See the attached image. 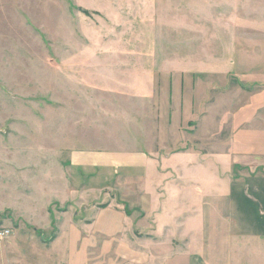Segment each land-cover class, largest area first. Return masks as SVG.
I'll return each instance as SVG.
<instances>
[{
  "label": "rangeland",
  "instance_id": "rangeland-1",
  "mask_svg": "<svg viewBox=\"0 0 264 264\" xmlns=\"http://www.w3.org/2000/svg\"><path fill=\"white\" fill-rule=\"evenodd\" d=\"M234 68L264 75V0H0V156L6 150L41 152L42 146L44 173L60 172L54 178L65 184L66 178L78 180L83 169H73L79 164L71 162L69 151L92 153L94 159L105 149L120 150L115 141L128 126L137 136L133 122L141 140L148 130L154 139L155 126L170 121L178 96L195 104L211 95V80H218L217 87L227 84ZM180 80L182 90L172 87ZM57 151L59 165L47 159ZM15 169L19 176L0 157V205L24 214L23 193L32 203L50 206L43 214L33 212L37 219L25 218L46 226L38 232L14 213L0 214V228L13 230L11 264H32L34 250L43 256L34 264H84L85 246L92 264H134L130 255L107 254L98 236H51L58 234L53 213L78 223L132 209L130 184H109L110 176L96 168L85 174L91 186L86 195L81 188L71 200L60 196L58 206L51 183L37 196L28 180L35 170L27 168L19 181L25 169Z\"/></svg>",
  "mask_w": 264,
  "mask_h": 264
},
{
  "label": "crops",
  "instance_id": "crops-1",
  "mask_svg": "<svg viewBox=\"0 0 264 264\" xmlns=\"http://www.w3.org/2000/svg\"><path fill=\"white\" fill-rule=\"evenodd\" d=\"M234 70L228 85L217 87L214 82L218 80H211V95L200 97L195 104L192 97L178 96L170 105V121L155 126L154 139L148 130L141 140L138 123L131 121L138 129L137 136L128 126V133L118 135L115 141L120 150L105 149L94 159L91 152L76 155L74 150L69 151L71 162L79 164L73 169H83L80 172L84 177L78 180L66 178L65 184L54 178L60 172L44 173L42 146L41 152L15 154L6 150L0 157L13 174L18 175L15 168L25 169L20 171L19 181L27 168L35 170L28 180L34 183L37 196L45 182L48 186L51 183L58 206L60 196L71 200L81 188L85 196L91 189L85 174L96 168L110 176V180L106 179L109 184L120 188L131 185L133 207L122 214L78 219L77 223L74 216L63 218L59 214L55 218L52 212L58 229L57 235H51L54 239L63 234L70 240L98 236L105 240L102 248L107 254L130 255L134 264H264V75ZM173 85L182 90L184 81ZM18 155L29 161L23 164L17 160ZM49 158L56 159L58 165L61 161L58 151ZM63 186L66 189L60 195ZM4 189L15 194L12 187ZM20 197L19 202L27 208L24 214L19 216L13 206L8 209V203L0 205V214L7 210L33 224L25 218L37 219L36 213L49 209L50 201L32 203L23 198V193ZM66 213L63 211L62 215ZM32 227L36 232L46 228ZM12 231L5 243L0 241V264L14 261L8 247ZM31 253L32 264L43 259L37 250ZM84 254L83 263L92 264L89 246H85Z\"/></svg>",
  "mask_w": 264,
  "mask_h": 264
},
{
  "label": "built area",
  "instance_id": "built-area-1",
  "mask_svg": "<svg viewBox=\"0 0 264 264\" xmlns=\"http://www.w3.org/2000/svg\"><path fill=\"white\" fill-rule=\"evenodd\" d=\"M11 233L8 228H0V241L5 239Z\"/></svg>",
  "mask_w": 264,
  "mask_h": 264
}]
</instances>
